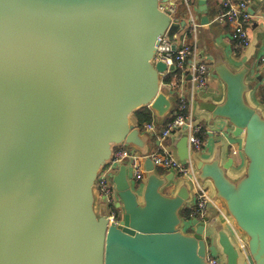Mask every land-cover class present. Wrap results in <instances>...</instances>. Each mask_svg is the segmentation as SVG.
Instances as JSON below:
<instances>
[{
    "label": "water",
    "instance_id": "water-1",
    "mask_svg": "<svg viewBox=\"0 0 264 264\" xmlns=\"http://www.w3.org/2000/svg\"><path fill=\"white\" fill-rule=\"evenodd\" d=\"M174 1L0 0V264H208L212 246L220 264H264V115L247 99L250 66L235 71L211 48L223 101L198 105L241 139L244 169L230 178L232 159L221 165L217 150L205 162L185 136L176 155L210 183L244 250L223 228L206 235L213 222L191 219L184 232L189 190L166 194L172 175L158 176L149 158L141 190L125 164L112 178L118 225L97 205L96 179L114 148L149 153L132 114L171 113L165 65L154 58L159 40L174 42L187 24L167 9Z\"/></svg>",
    "mask_w": 264,
    "mask_h": 264
},
{
    "label": "built area",
    "instance_id": "built-area-1",
    "mask_svg": "<svg viewBox=\"0 0 264 264\" xmlns=\"http://www.w3.org/2000/svg\"><path fill=\"white\" fill-rule=\"evenodd\" d=\"M179 3L184 5L187 13V25L184 28V33L181 36L178 34L174 42L163 36L159 40L154 58L155 62L165 65L160 89L166 94L175 93L177 103L174 111L171 112L172 117L164 127L158 128L153 123L144 126V133L149 138L155 137V141H157L153 151H149L147 155H141L132 149L117 146L113 150L110 162L98 174L96 179L97 199L99 204H103L105 207L108 224L118 225L122 217L121 209L117 207L118 198L112 183L113 176L119 166L125 164L131 172L133 180L142 183L146 173L144 161L147 158L155 169L170 172L173 177L188 183L194 199L192 205L188 206L191 219L202 222L209 207L215 205L209 192L198 181L192 162L189 159L183 161L177 159L168 143L174 132L183 130L191 153L197 154L203 148L202 135L205 132L192 119L190 107L195 101L196 94L206 89L211 66L209 60L198 52L195 45L190 46L184 43L177 45L180 42L179 37L195 39L198 30V23L193 13V0H179ZM167 9L175 15V6H168ZM217 18L229 26L230 38L238 48L245 49L249 46L246 33V26L252 19L249 12V0H220ZM173 44H175V49H172ZM258 64L264 67V55L258 59ZM166 76H170L172 79L169 82H163V78ZM174 76H178V80L173 78ZM232 154L236 155L237 150ZM217 211L233 229L238 248L244 250V241L235 232L221 204H218ZM207 262L208 264H220V261L214 257H207Z\"/></svg>",
    "mask_w": 264,
    "mask_h": 264
},
{
    "label": "crops",
    "instance_id": "crops-1",
    "mask_svg": "<svg viewBox=\"0 0 264 264\" xmlns=\"http://www.w3.org/2000/svg\"><path fill=\"white\" fill-rule=\"evenodd\" d=\"M198 2L199 0H193V13L198 23L196 38L193 39L191 37H186L182 39L181 37H179L180 42H178L177 44L180 45L181 43H184L190 46L195 45L198 52L201 55L205 56L211 64L207 87L205 90L200 91L196 94L195 101L190 107L192 119L196 124H199L205 132V134L202 135L204 141L203 148L197 154L201 160L207 162L211 161V159L214 157L215 152L218 150L221 165L228 164L229 160L232 159V165L226 171L227 175L230 178L235 179L242 173L244 169V160L240 155L241 139L232 136V129L227 125L225 121L219 119L212 120L210 114L206 111L201 110L198 103L201 101H205L219 104L223 101L224 88L213 72V59L211 56L212 51H207L211 48L216 52H220L223 55L227 65L235 71L239 70L244 65L250 66L249 74L247 76V82L251 86V90L247 94V99L251 105H253L256 109H259L262 115H264V103L259 100V90L264 88V67L259 66L258 64V59L262 55H264V0H249V12L252 15L251 21L246 26L249 46L245 49H240V52L238 54H236L233 50V43L230 38L229 26L226 23L219 21L217 18L218 12L220 10V0H207L206 25H201L200 23L202 15L199 12ZM178 5L184 7L182 3H179V0H175V10ZM176 19L187 21L186 10L184 16H180V18L176 17ZM183 33L184 30L179 34V36H181ZM167 96L172 102V112L175 109L177 98L175 93L167 94ZM170 116L171 113L165 118L158 121L156 116L154 115V121L152 123L162 128L164 127L163 124L165 120ZM133 121L135 122L134 119ZM184 136L185 132L183 130H179L174 132L168 140V143L171 145V149L173 150L176 158V144ZM156 142L157 141H155V138L154 140L148 138L149 151H153L156 148ZM236 150L237 154L233 155L232 152ZM127 174L131 188L136 191L141 190L144 181L142 183L135 182L128 168ZM169 174L171 173L164 171V174L160 175V177H164ZM200 183L209 192L211 198L213 199V189L210 183ZM183 184L187 186L190 194L189 202L185 205L186 207H188L191 206L194 201L193 194L189 188L188 183L182 181L180 178L173 177L172 175V179L167 183L166 189L164 191L166 194H174L178 187ZM213 201L215 205H211L209 207L208 213L204 218V220L206 219L207 221H202V223H204L208 228L209 224L213 222V229H207L206 235L213 234L214 228L217 229L219 227L227 231L232 242H236L233 229L227 224V222L224 221L223 217L217 211V206L220 203L215 200ZM215 202L218 204H216ZM97 205H99L98 199ZM188 226L190 229V225H186V227ZM209 252L221 263L222 257L220 249L217 246L209 247Z\"/></svg>",
    "mask_w": 264,
    "mask_h": 264
},
{
    "label": "trees",
    "instance_id": "trees-1",
    "mask_svg": "<svg viewBox=\"0 0 264 264\" xmlns=\"http://www.w3.org/2000/svg\"><path fill=\"white\" fill-rule=\"evenodd\" d=\"M183 6L178 5L176 8V13H175V17L180 18V16H184L185 14V10ZM233 43V50L236 54H238L240 52V48H238V46L236 45V43L234 41H232ZM173 78H175L176 80H178V76H174ZM172 78L170 76H166L163 78V82H169ZM259 100L264 103V88L259 90ZM174 111V110H173ZM133 119L135 120L136 125L141 129L144 130V125L146 124H150L154 121V115L153 113L150 111L149 108L144 107L136 112H134L132 114ZM172 117V115L170 117H167V119L165 120L163 126H165V124L170 120V118ZM158 127V126H157ZM160 128V127H158ZM155 137H151V140H154ZM156 174L158 176L163 175L164 171L160 170V169H156ZM180 217L182 218V220L184 221V225H183V231L186 233L190 232L189 226L186 227V225H189V222L191 221V217H190V209L189 207H184L181 212H180ZM211 257H213V255H210Z\"/></svg>",
    "mask_w": 264,
    "mask_h": 264
},
{
    "label": "bare ground",
    "instance_id": "bare-ground-1",
    "mask_svg": "<svg viewBox=\"0 0 264 264\" xmlns=\"http://www.w3.org/2000/svg\"><path fill=\"white\" fill-rule=\"evenodd\" d=\"M144 126H145V125H144ZM141 132L144 133L143 130H141ZM144 134H145V133H144ZM147 137H148V136H147ZM148 138H149V137H148ZM154 169H155V168H154ZM155 171H156V169H155ZM145 174H146V173H145ZM113 185H114V184H113ZM121 218H122V217H121ZM240 237H241V235H240ZM241 238H242V237H241ZM242 239H243V238H242ZM207 257H211V256H209L208 253H207Z\"/></svg>",
    "mask_w": 264,
    "mask_h": 264
},
{
    "label": "rangeland",
    "instance_id": "rangeland-1",
    "mask_svg": "<svg viewBox=\"0 0 264 264\" xmlns=\"http://www.w3.org/2000/svg\"><path fill=\"white\" fill-rule=\"evenodd\" d=\"M208 255L210 256V255H212V254L208 251Z\"/></svg>",
    "mask_w": 264,
    "mask_h": 264
}]
</instances>
